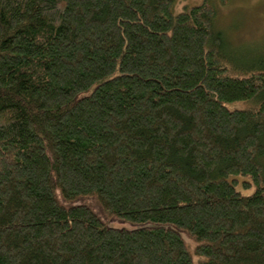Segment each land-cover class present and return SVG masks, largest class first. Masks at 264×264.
I'll return each mask as SVG.
<instances>
[{
	"label": "trees",
	"instance_id": "trees-1",
	"mask_svg": "<svg viewBox=\"0 0 264 264\" xmlns=\"http://www.w3.org/2000/svg\"><path fill=\"white\" fill-rule=\"evenodd\" d=\"M216 16L0 0V264H264V59Z\"/></svg>",
	"mask_w": 264,
	"mask_h": 264
},
{
	"label": "rangeland",
	"instance_id": "rangeland-1",
	"mask_svg": "<svg viewBox=\"0 0 264 264\" xmlns=\"http://www.w3.org/2000/svg\"><path fill=\"white\" fill-rule=\"evenodd\" d=\"M217 11L216 27L229 40L231 51L238 63L252 59H264V0H210ZM203 0H174L175 11L181 12L185 7L200 5ZM231 109H246L249 105L236 104ZM240 184L238 190L243 195H251L255 188L246 190Z\"/></svg>",
	"mask_w": 264,
	"mask_h": 264
}]
</instances>
